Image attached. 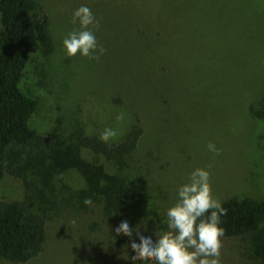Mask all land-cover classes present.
Wrapping results in <instances>:
<instances>
[{"label":"rangeland","instance_id":"1","mask_svg":"<svg viewBox=\"0 0 264 264\" xmlns=\"http://www.w3.org/2000/svg\"><path fill=\"white\" fill-rule=\"evenodd\" d=\"M35 1L50 14L53 47L48 54H32L22 75L20 89L37 101L30 127L37 135L60 138L79 128L100 138L111 128L118 134L107 143L121 141L134 122V110L122 93L116 66L102 56L98 61L67 56L63 39L79 25L63 12L73 10L74 0ZM141 10L123 13L125 27L158 32L152 45L161 59L159 92L169 88L159 110L147 111L134 156V165L148 180L149 200L111 215L100 205L83 209L75 198L82 187L76 172L44 179L40 164L29 166L26 157H11L7 168L32 182L38 193L32 210L46 220L44 249L24 264H132L130 240L117 236L115 228L126 220L155 241L168 231L167 210L197 168L210 171L212 194L220 202L264 199V122L248 112L249 104H264V0H141ZM209 143L219 155L208 150ZM42 152L25 148L22 154L39 158ZM81 154L108 168L103 158L85 150ZM23 198L21 179L5 173L0 202ZM131 239L139 243L135 232ZM220 262L260 264L251 257L247 238L222 237ZM0 264L12 263L0 258Z\"/></svg>","mask_w":264,"mask_h":264},{"label":"trees","instance_id":"2","mask_svg":"<svg viewBox=\"0 0 264 264\" xmlns=\"http://www.w3.org/2000/svg\"><path fill=\"white\" fill-rule=\"evenodd\" d=\"M74 3L73 10L64 9L63 15L72 18L75 9L83 5L99 21V29L93 32L99 45L106 49L102 59L116 66L114 71L123 78L122 93L132 105L134 122L124 138L112 144L85 134L81 128L63 138L37 135L30 127L37 101L22 92L20 82L32 54L40 50L48 54L52 50V20L46 7L35 0H0V179L8 173L20 178L24 189L22 201L0 202V258L12 264L27 263L42 253L46 220L32 210L38 198L32 182L16 168H7L11 157H26L29 166L40 164L46 169L44 179L69 170L76 172L82 187L75 198L83 209L88 207L84 204L87 198L100 205L106 215L143 206L149 200L148 180L140 166L134 165V156L145 134L147 111L157 112L161 97H166L169 89L164 86L159 92L161 59L152 45L159 34L147 28L125 27L123 13L142 12L141 0ZM167 99L171 98L164 101ZM116 101L122 103L121 99ZM248 112L264 122V104H249ZM152 118L154 125L155 117ZM25 148L48 151L38 158L24 156ZM83 150L103 158L108 168L85 159ZM221 204L227 209L219 225L225 231L223 237L247 238L251 257L264 264V199L231 198Z\"/></svg>","mask_w":264,"mask_h":264},{"label":"clouds","instance_id":"3","mask_svg":"<svg viewBox=\"0 0 264 264\" xmlns=\"http://www.w3.org/2000/svg\"><path fill=\"white\" fill-rule=\"evenodd\" d=\"M72 23L78 24L79 29L68 33L63 39L67 56L79 54L98 61L106 49L99 45L94 35L93 29H99V21L91 9L80 6L73 13ZM117 134L116 130L108 128L100 139L108 142ZM207 147L215 155L220 154L215 144L209 143ZM84 204L92 206L93 201L87 198ZM226 214L227 209L212 194L210 171L197 168L189 175L188 182L179 187L176 203L167 210L168 231L153 241L150 236L145 237L134 231L125 220L115 228V233L129 238V246L134 253L130 257L132 264H221L225 231L219 225L221 217ZM134 232L139 243L131 239Z\"/></svg>","mask_w":264,"mask_h":264}]
</instances>
